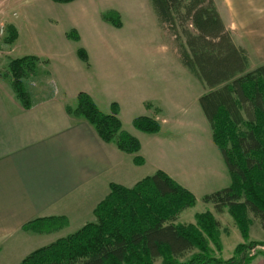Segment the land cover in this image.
I'll list each match as a JSON object with an SVG mask.
<instances>
[{
    "label": "crops",
    "instance_id": "0c3cea01",
    "mask_svg": "<svg viewBox=\"0 0 264 264\" xmlns=\"http://www.w3.org/2000/svg\"><path fill=\"white\" fill-rule=\"evenodd\" d=\"M117 1L121 2L38 0L56 19V38L50 44L72 47L81 42L75 23L72 21L69 26L78 30L77 40L67 28H61L62 20L92 15L98 18L105 11L100 4ZM15 2L0 0V20L6 29L5 39L0 41V264H7L12 258L20 264L29 253L92 220L95 207L107 196L112 183L132 187L161 170L191 193L197 190L206 195L230 185L223 156L199 104V98L208 89L183 65L176 47L172 76L166 59L163 63H149L146 71L138 70V62L133 61L136 69L130 76H142L131 81L125 92L113 95L105 90L84 91L103 113H111V104H116L122 129L140 143L136 153H126L114 142L103 141L87 121L69 114L67 107L76 104L69 101L66 91L44 87L50 75L48 67L43 69L41 64L24 80L30 101L28 107L23 106L8 73L9 62L22 57L13 55L20 32L10 22L8 8ZM213 2L233 43L246 54L247 71L264 65V0ZM143 4L154 19L155 31L164 34L151 1L145 0ZM109 8L118 11V7ZM10 27L16 36L8 42ZM85 52L87 61L80 60L90 67V55ZM36 57L49 66L46 55ZM137 116L157 121L159 131L145 133L136 129L132 121ZM136 157L141 158L140 164L135 162ZM207 204L206 211L220 223L219 218L227 209L217 212L212 203ZM190 218L182 223H194L192 215ZM53 220L62 221L63 225L36 229ZM69 229L73 231L68 232ZM62 231L68 233L59 235ZM250 264H264V256H257Z\"/></svg>",
    "mask_w": 264,
    "mask_h": 264
},
{
    "label": "trees",
    "instance_id": "16d2710c",
    "mask_svg": "<svg viewBox=\"0 0 264 264\" xmlns=\"http://www.w3.org/2000/svg\"><path fill=\"white\" fill-rule=\"evenodd\" d=\"M150 1L160 24L174 34L183 65L208 89L199 104L231 182L204 195L203 201L212 203L217 212L227 209L247 240L249 214L264 230V65L247 71L246 54L233 43L213 0ZM8 30L7 41L11 42L16 35L13 28ZM69 35L78 39L72 32ZM77 54L87 61L84 49L79 48ZM39 60L26 55L8 64L13 91L25 107L30 98L23 81L35 72ZM66 110L83 118L100 139L114 142L121 151L139 150V141L122 129L115 103L111 113H103L88 94L79 92L76 106ZM132 124L145 133L159 131L157 121L147 116L135 117ZM135 162L142 160L136 157ZM194 201L190 191L161 170L132 187L112 183L107 196L95 207L93 221L34 250L20 264H155L157 259L160 264H250L257 256H264L263 250L248 253L254 246H264V241H249L237 244L228 259L216 257L209 244L221 250L220 223L211 212L197 213L195 223H174ZM62 225V221L47 222L36 229ZM195 249L188 259L180 260Z\"/></svg>",
    "mask_w": 264,
    "mask_h": 264
},
{
    "label": "rangeland",
    "instance_id": "374dc122",
    "mask_svg": "<svg viewBox=\"0 0 264 264\" xmlns=\"http://www.w3.org/2000/svg\"><path fill=\"white\" fill-rule=\"evenodd\" d=\"M120 1H117L116 4H100L105 11L98 18L92 15L84 19L62 20L61 28L65 27L69 33L72 32L73 34L78 33V30L69 25L72 21L75 23L81 33V42L73 43L72 47H59L56 44H50L51 40L56 38L57 29L54 28L56 24L54 20L56 19L47 8L38 0H17L8 8L10 22L17 25L20 32L17 50L13 55H46L45 61L49 63V66H46V62L43 60H39L35 71L39 64L42 65L43 69L48 67L50 76L46 77L44 87L66 91L69 101L73 104H76L77 93L84 92L89 88L95 93H101L103 90L113 95L125 92L131 81H138L142 76V74L130 76L131 71L136 69L133 61L138 62V70L146 71L149 63H163L166 59L172 76L175 72L173 59L177 54L174 47L177 49L178 45L174 34L167 27H164V34L155 31L154 19L147 14L144 8L145 0ZM109 7H118V11ZM13 12H15V16H12ZM0 22L5 26L2 20ZM5 34L6 32L0 37V41L5 39ZM79 48L89 52L90 67L80 60L76 52ZM72 56H74L73 59ZM75 60L78 62L77 64ZM192 194L195 199L194 205L186 208L187 210L184 209L183 215L178 220L181 211L174 221L175 224L186 225L182 222L191 219V215L195 219L196 212L206 211L205 206L208 204L203 201L204 194H198L197 190ZM249 218L247 240H243L238 227L227 211L219 218L222 224L219 228L222 248L218 251L213 244H209L216 257L224 260L230 258L235 246L239 243L264 241V230L259 220L252 217L251 214H249ZM93 220L94 215L89 222ZM55 223H61V221H52V224ZM68 232L62 231L59 232V235ZM255 250L264 251V246H254L248 253L252 254ZM193 252H196V249L186 253L180 260L188 259ZM16 260L12 258L9 263H6L18 264ZM160 262L161 260L157 259L155 264H160Z\"/></svg>",
    "mask_w": 264,
    "mask_h": 264
},
{
    "label": "built area",
    "instance_id": "2783aa9c",
    "mask_svg": "<svg viewBox=\"0 0 264 264\" xmlns=\"http://www.w3.org/2000/svg\"><path fill=\"white\" fill-rule=\"evenodd\" d=\"M5 30V26L0 22V37L4 34Z\"/></svg>",
    "mask_w": 264,
    "mask_h": 264
}]
</instances>
